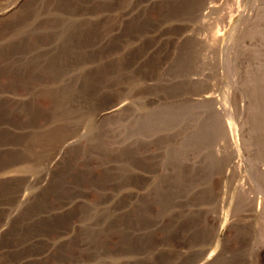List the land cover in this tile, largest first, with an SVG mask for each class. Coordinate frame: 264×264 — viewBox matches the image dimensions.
Listing matches in <instances>:
<instances>
[{
	"label": "rangeland",
	"instance_id": "rangeland-1",
	"mask_svg": "<svg viewBox=\"0 0 264 264\" xmlns=\"http://www.w3.org/2000/svg\"><path fill=\"white\" fill-rule=\"evenodd\" d=\"M260 3L0 0V264H264Z\"/></svg>",
	"mask_w": 264,
	"mask_h": 264
},
{
	"label": "bare ground",
	"instance_id": "bare-ground-1",
	"mask_svg": "<svg viewBox=\"0 0 264 264\" xmlns=\"http://www.w3.org/2000/svg\"><path fill=\"white\" fill-rule=\"evenodd\" d=\"M209 8H211V6L209 7ZM259 9H261V10H259L257 13H255V15H254V19H256V18H259L260 16H262L263 14H262V10L264 9V0H261V3H260V8ZM13 10H7V11H5L4 13H0V19L4 16H6V15H8L10 12H12ZM253 14V13H252ZM254 19H253V21H254ZM219 40V39H218ZM248 44V51H251V54H252V56H254V60H256V62H255V65H256V67L255 68H257V69H261V64L259 63V62H257V59H258V57H259V52H261L260 50H258V48H257V42H255L254 40H249V42L247 43ZM248 53V52H247ZM199 101H214V102H217V100H216V98L214 99V97L211 95H207V96H203L202 98H200L199 99ZM125 106H126V104L123 102V103H121V104H119L118 106H116L115 108H112L111 110H109V111H107V110H105L104 112H102L101 114H99V116H98V119H102V118H105L106 116H109V115H116V113H118V112H120L121 110H123L124 108H125ZM243 123V122H242ZM246 125V123L243 125L244 127H246L245 126ZM228 128V127H227ZM230 129V128H229ZM229 133H232L233 131L230 129V131H228ZM234 133V132H233ZM235 134V133H234ZM233 134V135H234ZM228 135V134H227ZM231 136H232V134H231ZM235 136V135H234ZM229 137H230V135H229ZM236 137V136H235ZM231 139V138H230ZM237 140V139H236ZM238 140H239V138H238ZM237 140V141H238ZM231 141H232V149H233V159H234V166H238V165H241V164H238V161H237V159H241L242 157H241V155H242V152L244 153V155L247 157V158H249L250 156H252L253 155V152H254V150L253 149H251V148H249V149H245L244 151H241V149L239 148V147H237V144L236 143H234V141H235V138H234V141H233V136H232V139H231ZM240 141V140H239ZM240 143V142H239ZM241 144V143H240ZM239 144V145H240ZM243 145V144H242ZM241 147V146H240ZM242 149H243V147H242ZM241 157V158H240ZM232 159V160H233ZM242 161V160H241ZM235 168V167H234Z\"/></svg>",
	"mask_w": 264,
	"mask_h": 264
}]
</instances>
